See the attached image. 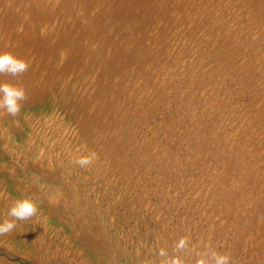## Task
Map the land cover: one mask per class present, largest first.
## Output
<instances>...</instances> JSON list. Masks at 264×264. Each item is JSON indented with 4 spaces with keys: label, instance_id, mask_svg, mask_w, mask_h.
Listing matches in <instances>:
<instances>
[{
    "label": "rangeland",
    "instance_id": "374dc122",
    "mask_svg": "<svg viewBox=\"0 0 264 264\" xmlns=\"http://www.w3.org/2000/svg\"><path fill=\"white\" fill-rule=\"evenodd\" d=\"M0 50V264H264V0H0Z\"/></svg>",
    "mask_w": 264,
    "mask_h": 264
},
{
    "label": "clouds",
    "instance_id": "9594fccd",
    "mask_svg": "<svg viewBox=\"0 0 264 264\" xmlns=\"http://www.w3.org/2000/svg\"><path fill=\"white\" fill-rule=\"evenodd\" d=\"M28 68L27 62L16 56L11 51L0 50V74L8 73L16 76L23 73ZM25 98V91L22 87L7 81H0V109L6 111L11 116H16L21 109V101ZM80 163H88L87 160H81ZM37 212V206L30 197L17 198L13 201L9 215L16 220H24L32 217ZM15 227L11 220L0 221V234L8 233ZM183 243V241L181 242ZM163 256V250H161ZM229 258L223 254H216L214 264H228ZM160 264H180L177 259H162ZM199 264H208L201 260Z\"/></svg>",
    "mask_w": 264,
    "mask_h": 264
}]
</instances>
